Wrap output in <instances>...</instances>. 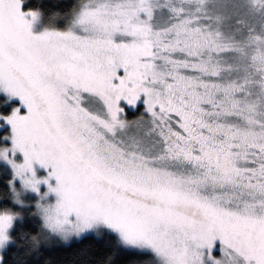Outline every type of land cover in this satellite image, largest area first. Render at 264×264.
Returning <instances> with one entry per match:
<instances>
[{
  "label": "snow or ice",
  "instance_id": "1",
  "mask_svg": "<svg viewBox=\"0 0 264 264\" xmlns=\"http://www.w3.org/2000/svg\"><path fill=\"white\" fill-rule=\"evenodd\" d=\"M0 264H264V0H0Z\"/></svg>",
  "mask_w": 264,
  "mask_h": 264
},
{
  "label": "trees",
  "instance_id": "2",
  "mask_svg": "<svg viewBox=\"0 0 264 264\" xmlns=\"http://www.w3.org/2000/svg\"><path fill=\"white\" fill-rule=\"evenodd\" d=\"M91 243H95L94 238L93 239H89L87 241H84V244H91ZM83 245H72L71 247L67 248V251H64L62 253H60L61 256L63 257H70L71 253L77 248V247H82Z\"/></svg>",
  "mask_w": 264,
  "mask_h": 264
}]
</instances>
